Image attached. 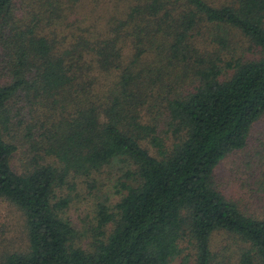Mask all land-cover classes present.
<instances>
[{
	"label": "trees",
	"instance_id": "obj_1",
	"mask_svg": "<svg viewBox=\"0 0 264 264\" xmlns=\"http://www.w3.org/2000/svg\"><path fill=\"white\" fill-rule=\"evenodd\" d=\"M231 29L263 56L222 68ZM14 97L42 151L22 173ZM263 114L264 0H0V198L23 212L28 239L0 264H173L188 245L192 264H264V213L212 185ZM115 160L128 181L96 205L82 248L57 189Z\"/></svg>",
	"mask_w": 264,
	"mask_h": 264
},
{
	"label": "rangeland",
	"instance_id": "obj_2",
	"mask_svg": "<svg viewBox=\"0 0 264 264\" xmlns=\"http://www.w3.org/2000/svg\"><path fill=\"white\" fill-rule=\"evenodd\" d=\"M207 47L218 50L212 43H209ZM261 56H263L261 49L250 43L236 29L230 30L225 48L219 46L221 59L219 64L222 68L227 61H234V58L251 60ZM231 72V70L223 72L220 78L226 79ZM12 103L7 130L17 149L12 155L11 166L14 171L22 173L33 163V159H37V155H42V151H36L33 148V142L40 141L37 127L30 131L32 140L26 139L29 132L27 128L31 124L29 115L32 112L25 114V111H22L24 115L18 114V108L24 106L23 101L18 97H14ZM34 114L42 116L43 111L39 109ZM126 170L124 162L115 160L89 175L70 173L65 183L57 189L58 197L68 199V205L64 210L65 217L76 230L74 240L76 245L82 248L90 246L91 236L94 234L93 227L96 225V205L104 202L108 206H113L118 201L122 184L128 181L124 175ZM263 172L264 114L251 126L246 146L231 152L216 165L212 175V185L226 198L235 201L246 213L263 215L264 188L260 182L264 179ZM221 237L219 233H215L211 242L213 251L218 254L219 248L224 245ZM27 244L23 212L13 203L0 198V255L13 251H25ZM191 251H193L191 246L185 247L173 264H192Z\"/></svg>",
	"mask_w": 264,
	"mask_h": 264
}]
</instances>
